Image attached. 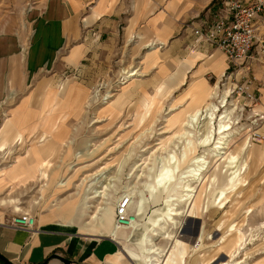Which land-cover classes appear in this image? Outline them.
<instances>
[{
  "label": "rangeland",
  "instance_id": "obj_1",
  "mask_svg": "<svg viewBox=\"0 0 264 264\" xmlns=\"http://www.w3.org/2000/svg\"><path fill=\"white\" fill-rule=\"evenodd\" d=\"M64 1L66 4L71 2L75 9L80 7L79 33L64 38L59 45H52L46 58L33 68L20 69L15 77L13 90L11 81L7 77L6 80L2 79L0 75V131L7 117H11L13 110L18 109L22 102H30L34 109L41 87L50 82L55 85L52 89V101L56 110L53 106L46 112L53 114V124L56 122V125H60L58 133L66 125L68 130L60 139L68 145L59 143L57 154H52L56 147L47 146L50 139L37 146L48 154L47 158L60 156L57 159L60 163L55 165L61 167L58 170L61 171L58 181L69 183L56 193L60 198L76 193L83 179L89 180L84 186L94 185L92 190L103 191V187L112 184L107 193L108 202L113 206L120 196L129 195L130 190H141L147 206L139 223L142 232L144 227L150 229L149 236H152V229L160 234L153 238L165 250L159 264H264L263 66L251 60L241 67L244 71L241 75H235L230 67L226 77L219 82L213 81L211 87L204 82L191 84L184 95V90H180L177 94L181 96L174 97L173 93L165 92L166 86L157 88L163 82L158 80L153 70L157 59L147 55L154 46L147 47L138 38L137 34L144 32L142 24L135 22L132 26L133 18L137 15V0H120L117 7L114 5L111 10V19L106 18L100 24L91 21V16L99 11L100 4L105 0ZM172 1L174 0H165V7ZM183 1H190L194 8L200 10V16H183L182 19L179 16L180 24L185 26L180 36L190 29L193 33L197 29L194 24L197 20L205 19L206 24H213L219 16L226 13L232 1L239 0ZM240 1L247 3L250 0ZM52 2L53 0H0V37L3 33H6V37H11L17 47L15 53L26 63L41 41L42 21ZM117 14L120 16L116 18ZM200 25L205 27L203 23ZM130 27L133 28L136 40L129 41ZM163 51L164 48L160 46L158 53ZM5 59L7 62L5 60L2 67L9 63V58ZM133 73L135 76L131 77ZM230 73L231 76L228 75ZM245 85L253 92L255 101H250L240 91ZM216 87L219 88L217 92L220 96L214 103L218 106L221 105L219 103L224 90L231 91L228 108L232 110L233 129L229 132V146L225 150L215 151V143L218 141L216 138L219 137L215 131L219 125L215 120L212 129L213 145L209 148L212 152L197 147L194 155L182 162L178 170L174 168L175 179L167 187H160L154 194L151 186H157L156 179L162 173V168L173 169V157H181L183 143L186 142L181 134L187 115L195 108L204 106ZM60 89L64 95L57 97ZM11 94L14 99L7 105ZM168 94L171 95L167 96ZM222 112L224 109L217 117ZM198 125L201 130L206 124L202 120ZM21 126L28 128L35 125ZM41 131L43 128L39 125L36 134ZM255 131L262 134L261 141L252 140L251 135ZM195 134L193 141L197 145L200 135L198 132ZM33 139L34 134L28 136L24 147L16 149L8 160L1 159L0 170L3 172V168L13 162L14 156L24 154ZM245 144H248L246 146H249V150L244 151ZM205 151L209 154L206 155L209 169L204 172L200 181H192L195 192L191 200L184 202L185 204L180 202L178 209L181 215L175 217L177 224L159 222L158 225H150V220L161 215L162 210L172 203L169 196L179 197V193L171 190L180 185L181 176L188 174L189 166L193 164L192 159ZM37 184L39 186L40 182ZM84 186L81 187L82 190ZM92 190H88V196ZM87 195L80 208L77 223L86 214L87 202L92 205L87 219L103 202V197L89 201L86 199ZM30 199L32 198L29 196L25 197V206ZM76 200L67 205L73 208L77 204ZM133 211L130 213L134 214ZM110 229L96 227L94 223L83 232L98 235L102 239L109 235ZM128 232L129 230L120 229L115 240L120 251L112 256L119 258L118 264H145L148 257L134 254L139 252V235L136 234L133 242L129 243ZM168 234L169 239L166 238ZM113 257H110L109 264H116ZM68 262L74 264L70 260ZM0 264L5 263L1 261ZM48 264L65 263L57 260Z\"/></svg>",
  "mask_w": 264,
  "mask_h": 264
},
{
  "label": "crops",
  "instance_id": "obj_2",
  "mask_svg": "<svg viewBox=\"0 0 264 264\" xmlns=\"http://www.w3.org/2000/svg\"><path fill=\"white\" fill-rule=\"evenodd\" d=\"M119 1H103L99 11H95L91 16V21L100 24L106 18L111 19L113 15L111 10L114 5L117 7ZM166 3L165 0H137L135 6L137 15L132 21V26L135 22L142 24L144 32L137 34L140 41L147 47L154 46L147 55L157 59V65L152 64L153 70L158 80L163 81L157 88L164 85L165 92L173 93L176 97L180 90H184L182 93L184 95L191 84L204 82L211 87L213 81H221L230 69L224 53L207 43L193 51L190 47L193 43L191 29L180 36L185 26L180 24L179 16H182L181 19L183 16L197 18L200 16V10L194 8L190 1L174 0L168 2L170 4L165 7ZM67 4L64 0H53L50 4L42 21L41 41L31 52L28 63L15 53L17 47L11 37H6V33L0 37V75L2 79L6 80L7 77V80L11 81L12 90L20 69L33 68L46 58L52 45H59L64 38L79 33L80 7L75 9L71 2ZM174 10L177 12L174 13ZM54 11L56 12L52 14ZM118 16L120 15L117 14L116 18ZM205 22V19L195 21V28L201 27L200 23ZM133 34V28L130 27L129 41L136 40ZM149 37L153 39H148ZM160 46L164 51L158 53ZM5 58H9V63H5L6 67L3 68V62L5 60L7 62ZM54 86L50 82L44 83L38 95V103H35V108L39 109H32L28 101L22 102L18 109L13 110L11 117H7L0 131V160L5 161L14 155L16 149L24 147L27 144V137L34 134V139L30 140L31 144L25 153L14 156L13 162L6 165L3 172L0 170V262H4L2 258H5L14 264H42L46 261L65 259L74 264H109L107 258L120 251L118 243L109 235L100 239L98 235L85 234L82 223L87 220V213L82 222L77 223L74 210L76 205L73 208L67 205L73 203L68 202L66 197L69 195L62 199L56 194L55 185L58 181L56 173L59 167L55 165L60 163L57 161L60 156L48 158L52 168L49 171L48 184L44 187L46 194L40 193L43 181L42 161L46 157L40 153L37 145L50 139L47 143L48 148L59 149L58 144L62 141L60 138L68 130L64 125V129L58 133L60 125H53V114L46 112L53 106L56 110L52 101ZM262 93L264 103V89ZM1 95L2 90L0 97ZM13 99L11 94L6 104H10ZM21 125L35 126L25 128ZM39 125H42L43 131L36 134ZM37 182H40L39 186ZM26 196L32 198L27 201V206ZM26 213L37 217V224L33 229L12 225L14 217Z\"/></svg>",
  "mask_w": 264,
  "mask_h": 264
},
{
  "label": "bare ground",
  "instance_id": "obj_3",
  "mask_svg": "<svg viewBox=\"0 0 264 264\" xmlns=\"http://www.w3.org/2000/svg\"><path fill=\"white\" fill-rule=\"evenodd\" d=\"M132 76H135V74L134 73L131 74V77ZM217 89H219V88L216 87L215 90L211 93V95L209 96L208 101L204 104V106H201V107L199 106V107L195 108L194 110H192L187 115L186 120L183 122V130H182L183 133L181 134L182 135L181 137L186 138V142L183 143V148L184 149L181 152V157H178V158L177 157H173V160H174L173 165L175 166V167H173V169L171 167H163L162 168V173L160 175H158L157 176L158 178L156 179V184H157V186L159 185V188H157V186H155V185L151 186L152 191H153L154 194H156L158 192V190H160V187L161 188L167 187L168 184L173 179H175V176H174L175 170H174V168H176V170H178L180 168V165L182 164V162H185L186 160H188L189 157L192 156V154L194 155V153L196 152V148L197 147L200 146V147H202L204 149H207V151L209 153L212 152V150L209 149V148L213 145L214 133H213L212 129H213L215 120L218 121V125H219L217 130H215L217 132L216 134L219 135L218 139L216 138V141L217 140L218 141L215 143V145H216V147L214 148L215 151H217V150L218 151L219 150H225L226 146H229L228 145V140H229V136H230L229 132L233 129L232 126H231V125H233L232 117H231L232 116V110L228 108V106H229L228 105V98L230 97L231 91H229V90L225 91L224 90L223 96H222V100L219 103L221 105L218 106L216 103H214V100H218V98L220 96L219 93L217 92ZM59 93L61 95V89H60ZM231 105H233V102L231 103ZM222 109H224V112H222L220 115H218L219 117H217V114H219ZM202 120L205 122L206 125H203L200 128L201 130H199L200 125H198V123L200 121H202ZM53 125H56V122ZM196 132H198V134L200 135L199 139L197 141L198 142L197 145H195L194 141H193V138L196 135L195 134ZM60 143H63L64 146L68 145V144L64 143L63 140ZM246 145H248V144H245L244 151L249 150V146H246ZM38 149L40 150L39 147H38ZM207 151L202 153L201 156H195L192 159L193 164L189 166L188 174H186L184 176H181L180 177V185L179 186L177 185L176 187H174L171 190L173 193H179V197L178 198H173L174 196H169L171 198V202L172 203L169 204L164 210H162V214L161 215H158L154 219H151L150 223H149L150 225H153V224L158 225L159 222H164V223H168V224L172 223L174 225L177 224L175 217H178V216L181 215L180 210L178 209L180 202L184 203V202H186L188 200H191V198L193 197L192 194H194V192H195V187L193 186L194 184L192 183V181L199 180L201 177H203L204 172L206 173L207 169H209V167H208L209 166V162L207 161V156L209 154L207 155ZM58 152H59L58 149H53L52 154H57ZM61 152H63V150ZM40 153L43 156L46 157V158H43L44 160L42 161L43 172H42L41 178H42L43 181L41 183L42 185H41V188H40V191H41L40 193L42 195H45L46 194V190L44 189V187L47 186V184H48L49 171L51 170L52 165L49 163V159L47 158L48 154L46 152H42L41 150H40ZM58 167H59L58 170H60L61 167L60 166H58ZM60 172L56 173L57 179L60 178V176H61ZM185 179H188V181H185ZM86 181H89V180L88 179H83V182L80 184V187L78 188V191L76 193L74 192V193L70 194L69 198H67L68 202H74V200L77 199L76 200L77 204H76V207L74 209L75 210V217H77V218H78V215H79V212H80V208H81L82 204L85 201V196L87 195L88 190L89 189L92 190L93 186H94V185H91V184L90 185L88 184V185L84 186V183ZM107 181H109V180H107ZM68 185H69L68 182L65 183L62 180L57 181V183L55 185L56 186V193L59 192V190H63L64 188H66ZM110 185H112V184H109L107 186L104 185L105 188L101 187L103 189V191L92 190L91 194L89 196L87 195L86 199H88L89 201H95L96 199L103 197L102 198L103 202H102V204L99 207H97L96 211H93V212L90 213L91 215L89 216V219L85 220L82 223V230L84 229V231H85L89 227H92V225L94 223H95L96 227H98V226H102L103 228L110 227L111 229H110V232H109V236L113 240H117L118 234L120 233V229H125L127 231L129 230V232H128L129 234L127 236L129 243L133 242V240L135 239V235L136 234L139 235V238H138V240H139L138 241L139 252L137 254L136 253H134V254L135 255H140V254L142 255L143 254L146 257H148V259L146 260L145 264H159V262L161 261V258L163 256L165 250L162 249L161 247H159L158 244L155 243V240L153 238L154 237H159L160 234L152 229V236H149L148 232L150 231V229L148 227H144L145 230L142 232L141 231L142 230V226L139 223V220L144 216V214L146 212V206H147L146 202H145V198L143 196V193L141 192V190L140 191H133V190L129 191L130 194L128 196H130V198H131L130 212L132 210H134L133 212H134V215L136 217V220H135L134 224L131 225V227H128V228L127 227H120L117 224V222H116V211H115V208L118 206L120 200L122 199V197L124 195L120 196L117 199V202L115 203L116 204L115 206H113L114 204L113 205L110 204L108 202L109 201L108 200L109 199V196H108L109 194L107 193V191L110 188ZM82 186H84L83 190L81 189ZM180 190H181V192H179ZM80 191H82V193ZM149 196H151V193L149 194ZM47 199H48V196H47ZM148 199L151 200L150 198H148ZM136 200H137V203L135 204ZM87 203H88V205H86V208H87L86 210L87 211L85 210V213H88L90 211L91 207H92V205H90L89 202H87ZM103 206H105V207H103ZM205 207H206V205H205ZM116 210H117V208H116ZM114 212H115V217H114ZM80 220H81V218H80ZM164 235H166V233ZM166 238L169 239L170 235L168 234V236ZM125 247L128 249L127 245ZM110 257H113V256H110ZM110 257L107 258V261H111ZM114 259H115V263L118 264L119 258L115 257Z\"/></svg>",
  "mask_w": 264,
  "mask_h": 264
},
{
  "label": "built area",
  "instance_id": "obj_4",
  "mask_svg": "<svg viewBox=\"0 0 264 264\" xmlns=\"http://www.w3.org/2000/svg\"><path fill=\"white\" fill-rule=\"evenodd\" d=\"M204 24L205 27H199L192 33L193 51L205 43L213 45L224 53L235 75L243 74L241 67L251 60L264 68V31H261L264 28V0H250L247 3L232 1L224 15L219 16L213 24ZM247 86H242L240 91L250 101H255L253 92ZM251 136L255 142L262 140V134L257 131ZM130 205V196L124 195L116 211V222L120 227H129L136 220L135 215L130 213ZM36 224L37 217L28 213L19 214L12 220V225L18 228L33 229Z\"/></svg>",
  "mask_w": 264,
  "mask_h": 264
},
{
  "label": "water",
  "instance_id": "obj_5",
  "mask_svg": "<svg viewBox=\"0 0 264 264\" xmlns=\"http://www.w3.org/2000/svg\"><path fill=\"white\" fill-rule=\"evenodd\" d=\"M3 259V261H4V263L5 264H13L12 262H10V261H8L7 259H5V258H2ZM61 261H63L65 264H70L69 262H68V260H65V259H60ZM49 262L48 261H46V262H44V263H42V264H48Z\"/></svg>",
  "mask_w": 264,
  "mask_h": 264
}]
</instances>
